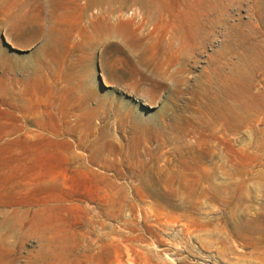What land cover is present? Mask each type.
<instances>
[{
    "label": "rangeland",
    "instance_id": "rangeland-1",
    "mask_svg": "<svg viewBox=\"0 0 264 264\" xmlns=\"http://www.w3.org/2000/svg\"><path fill=\"white\" fill-rule=\"evenodd\" d=\"M0 264H264V0H0Z\"/></svg>",
    "mask_w": 264,
    "mask_h": 264
},
{
    "label": "bare ground",
    "instance_id": "bare-ground-1",
    "mask_svg": "<svg viewBox=\"0 0 264 264\" xmlns=\"http://www.w3.org/2000/svg\"><path fill=\"white\" fill-rule=\"evenodd\" d=\"M108 2L110 1V0H107ZM128 0H119V2L121 3V4H123V3H125V2H127ZM102 3V2H101ZM126 6V5H125ZM112 9V8H111ZM149 11H151V10H149ZM148 11V12H149ZM117 13V12H116ZM120 14V13H119ZM111 15V14H110ZM105 16H108V17H104L102 20L104 21V23L108 26V25H110V26H114V18H112V17H109V15H105ZM140 17V16H139ZM147 17H148V15H147ZM127 19V18H126ZM143 19H145V18H143ZM142 21V20H141ZM138 23H140L139 21H138ZM142 24V23H141ZM186 24V23H185ZM139 26V25H138ZM142 27V26H141ZM111 28V27H110ZM138 28V27H137ZM197 33V32H196ZM139 34V33H138ZM194 34V33H193ZM108 35V34H107ZM140 35V34H139ZM143 35V34H142ZM116 38V37H115Z\"/></svg>",
    "mask_w": 264,
    "mask_h": 264
},
{
    "label": "water",
    "instance_id": "water-1",
    "mask_svg": "<svg viewBox=\"0 0 264 264\" xmlns=\"http://www.w3.org/2000/svg\"><path fill=\"white\" fill-rule=\"evenodd\" d=\"M5 42V41H4Z\"/></svg>",
    "mask_w": 264,
    "mask_h": 264
}]
</instances>
